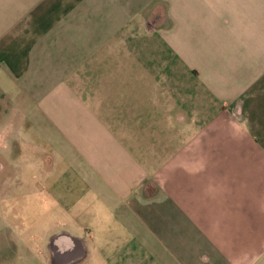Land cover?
<instances>
[{"label": "crops", "instance_id": "1", "mask_svg": "<svg viewBox=\"0 0 264 264\" xmlns=\"http://www.w3.org/2000/svg\"><path fill=\"white\" fill-rule=\"evenodd\" d=\"M0 264H264V0H0Z\"/></svg>", "mask_w": 264, "mask_h": 264}, {"label": "rangeland", "instance_id": "2", "mask_svg": "<svg viewBox=\"0 0 264 264\" xmlns=\"http://www.w3.org/2000/svg\"><path fill=\"white\" fill-rule=\"evenodd\" d=\"M1 132H3V133L5 134V136H6V141H5V143H3L2 146L0 145V150L5 149L6 146L8 145V143H7V141H8V138H7V134H8V132H7V130H4V129H3V130L0 131V133H1ZM4 145H5V146H4ZM1 163H3L2 160H0V164H1Z\"/></svg>", "mask_w": 264, "mask_h": 264}, {"label": "built area", "instance_id": "3", "mask_svg": "<svg viewBox=\"0 0 264 264\" xmlns=\"http://www.w3.org/2000/svg\"><path fill=\"white\" fill-rule=\"evenodd\" d=\"M6 141V136L3 132L0 133V145L2 146L3 143ZM5 146V145H4Z\"/></svg>", "mask_w": 264, "mask_h": 264}]
</instances>
